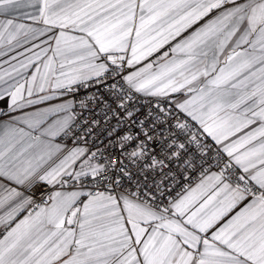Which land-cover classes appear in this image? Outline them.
<instances>
[{"label": "snow or ice", "instance_id": "obj_1", "mask_svg": "<svg viewBox=\"0 0 264 264\" xmlns=\"http://www.w3.org/2000/svg\"><path fill=\"white\" fill-rule=\"evenodd\" d=\"M0 264H264V0H0Z\"/></svg>", "mask_w": 264, "mask_h": 264}]
</instances>
